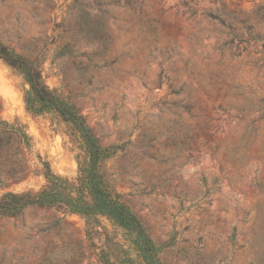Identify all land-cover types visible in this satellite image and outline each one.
Masks as SVG:
<instances>
[{
	"label": "rangeland",
	"instance_id": "1",
	"mask_svg": "<svg viewBox=\"0 0 264 264\" xmlns=\"http://www.w3.org/2000/svg\"><path fill=\"white\" fill-rule=\"evenodd\" d=\"M100 1L0 0V42L42 59L49 88L101 144L121 146L101 169L144 235L101 214L88 233L77 213L29 205L0 216V264H264V45L242 22L263 35L264 0H132L154 20L157 49L135 16L125 21L126 0H102L118 1L105 48L93 34ZM63 41L71 48L54 54ZM25 88L0 60V118L32 144L20 178L0 166V195L42 187L38 156L61 177L78 175L66 125L29 112ZM138 237L156 262L137 258Z\"/></svg>",
	"mask_w": 264,
	"mask_h": 264
},
{
	"label": "trees",
	"instance_id": "2",
	"mask_svg": "<svg viewBox=\"0 0 264 264\" xmlns=\"http://www.w3.org/2000/svg\"><path fill=\"white\" fill-rule=\"evenodd\" d=\"M110 4H118V1H100L98 10L101 19L96 21L93 30V34L105 48H108L111 42V35L106 30V16L112 17L113 20L117 19L114 15L111 16L107 9ZM125 5L131 8V14L125 18V21L129 22L135 16L138 23L147 32V40L151 43L152 49H157L155 46L158 38L157 26L154 24V20L146 19L145 12L132 0H126ZM211 16L214 17V15ZM222 22H224L223 19ZM242 22H244L246 38L253 37L264 45V34L255 32L252 25L246 23L247 19ZM225 26L232 38L239 34L232 24ZM241 37L243 36L241 35ZM71 46L72 41L57 43L54 54L64 55ZM0 60L19 74L27 84V88L23 90L26 109L35 115L55 114L66 125V133L79 149L76 154L78 175L72 181L55 174L49 162L38 156V164L32 171L43 176L44 184L38 191L28 189L21 192L6 191L2 193L0 195V216L17 215L25 206L29 205L56 207L62 212L81 215L85 220L88 233L93 230L95 217L101 214L116 225L129 231H135L139 237L144 235L145 230L142 223L128 210L126 204L113 194L104 171L101 169L104 160L121 146L101 144L100 139L93 133L79 108L57 89L49 88L42 77V59L37 57L29 59L0 42ZM31 146L30 136L21 125L13 126L0 118V156L4 158L0 159V166L7 168L15 180L20 178L24 172L25 162L22 158V151L28 152ZM139 237L134 241L137 258L143 261L148 256L149 260L156 262L153 259L154 248L151 240L147 237L141 239ZM134 262L131 260L129 264H134Z\"/></svg>",
	"mask_w": 264,
	"mask_h": 264
}]
</instances>
